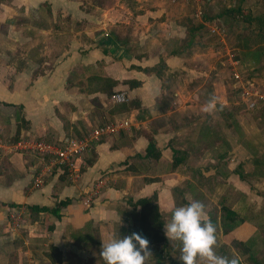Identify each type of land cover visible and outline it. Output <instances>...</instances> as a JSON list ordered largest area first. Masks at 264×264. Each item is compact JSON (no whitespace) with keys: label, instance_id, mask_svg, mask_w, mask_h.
Wrapping results in <instances>:
<instances>
[{"label":"crops","instance_id":"0c3cea01","mask_svg":"<svg viewBox=\"0 0 264 264\" xmlns=\"http://www.w3.org/2000/svg\"><path fill=\"white\" fill-rule=\"evenodd\" d=\"M209 1L204 7L197 0H0L4 139L18 132L62 144L102 123L130 121L81 154L74 171L54 165L39 186L33 182L47 161L0 149V264H23L33 252L17 241L20 231L57 247L56 264H105L103 240L131 235L138 213L133 203L154 193L164 234L174 208L189 200L203 202L208 218L218 220L210 193L221 192L227 196L220 197L216 222L223 220L222 207L243 220L225 235L236 239L246 226L254 231L252 219L226 202L235 192L247 200L251 191L264 190V168H252L262 163L254 154L258 140L251 138L258 129L231 121L236 105L212 115L201 111L211 95L219 96L217 80L225 81L211 26L221 30L234 12L232 0L222 7ZM115 92L128 100L112 102ZM148 135L156 145L149 156ZM100 178L105 182L93 194ZM254 206L264 212L260 202ZM12 213L22 218L17 230L10 226ZM150 247L153 257L169 254L164 242ZM36 257L34 264H53L41 252Z\"/></svg>","mask_w":264,"mask_h":264},{"label":"rangeland","instance_id":"374dc122","mask_svg":"<svg viewBox=\"0 0 264 264\" xmlns=\"http://www.w3.org/2000/svg\"><path fill=\"white\" fill-rule=\"evenodd\" d=\"M197 1L199 2L198 4L205 3L203 4L204 7L208 2L210 3L209 0ZM217 1L220 3L221 7L226 2V0ZM208 7H206V11L209 16L210 10ZM230 7L235 14L233 12L232 16H229V18L224 17L226 20H222L225 23V27L221 26L222 30L220 33H222V36L217 33H211V40H215V43L218 42L214 45L215 50H213L216 51L217 49L218 55L224 62L223 65L220 64V67L224 68V72H220V74L224 75L225 81H222L221 77L218 76L222 81V83H220V80H217L219 83L217 88L218 97L222 98L220 101L223 105H236L238 107V116L235 115V117H232V122L235 121V123L237 122L240 124L239 126H245V130L258 129L255 130L256 132L252 133L251 138L252 141L258 140V142L256 141L257 143L253 141L256 144H254V154L257 155L259 159L256 162L262 161V163H252L253 166H251L252 168L255 166L259 169H263L264 132L261 135L259 133H261L260 129L264 125V119L260 120L259 116L264 113V0H242L240 2L232 0L230 2ZM238 8L239 11H237ZM221 10L222 9L219 11ZM214 26L211 27L214 28ZM230 59H236L237 65L234 64V67H232L230 65ZM235 71L239 73L240 81L234 78L233 74ZM250 83L252 86H250ZM242 85H248L249 87L261 91L259 93L263 97L259 98L260 94H252L251 96L244 95L242 92ZM252 101L257 102L255 105L256 107L252 108L250 105L248 106ZM236 131L238 132V130ZM233 162H236V160ZM246 168L248 167L246 166ZM248 195L249 199L242 200L241 193L235 192L233 197H228L229 202H226L246 219H252L250 220L251 226H255L254 231H252L250 227L248 229L247 226L243 227L239 230L237 238L235 239L232 235H225L221 222L219 224L216 222L219 220L221 214V211H219V207L222 203L220 197L227 196V193L221 192L219 195L217 194L219 197L215 196V193H210V197H212L211 203L216 206V211L214 209L213 211L218 215V220L211 221L217 227L218 245L215 248V252L219 256H227L229 258L236 256L239 258L240 264H264V219H260V215L264 214V212L259 213L258 209L255 210L254 206V202L258 201L262 205L261 211L264 210V190L261 189L260 192L251 191ZM21 225L17 227L16 230L19 229ZM21 233L23 235L21 237L18 235L17 238L19 239L17 241H20L22 247L25 246L24 249L26 251L30 252L29 249L33 251L32 253L30 252V255L24 257L23 261L25 262H23V264L37 263L38 259L36 255H38L39 252L46 258H50L49 255L52 253V250H50V243L48 244L47 242L44 244L45 241L43 240V236L38 237L32 235L30 237L27 232L20 231V234ZM168 242L169 244L166 245ZM245 246L249 247L248 251L245 249ZM156 247L158 250V248L162 246L158 244ZM164 247H168L167 252L169 254L163 258L151 256L148 264H181L179 260L180 242H170L167 240L164 242ZM150 249L153 248L150 247ZM50 260L52 261L55 259L53 258ZM52 262L56 264L55 261Z\"/></svg>","mask_w":264,"mask_h":264},{"label":"clouds","instance_id":"9594fccd","mask_svg":"<svg viewBox=\"0 0 264 264\" xmlns=\"http://www.w3.org/2000/svg\"><path fill=\"white\" fill-rule=\"evenodd\" d=\"M114 99L117 102L124 100L123 96H115ZM222 108L223 104L213 94L201 111L212 115ZM185 199H188L187 195ZM164 230L170 242H180L181 264H240L236 256L229 258L216 254L217 227L208 218L206 206L201 201L189 200L187 205L174 208ZM100 256L105 264H148L152 253L149 241L133 232L124 238L103 240Z\"/></svg>","mask_w":264,"mask_h":264},{"label":"built area","instance_id":"2783aa9c","mask_svg":"<svg viewBox=\"0 0 264 264\" xmlns=\"http://www.w3.org/2000/svg\"><path fill=\"white\" fill-rule=\"evenodd\" d=\"M201 12H198V15ZM222 30V29H221ZM218 28H213L212 32L217 33L222 36L221 31ZM230 65L234 67V64L237 65L236 59H230ZM234 78L237 81H240V75L236 71L234 72ZM250 86L252 84L250 83ZM242 92L244 95L251 96L252 94L257 95L260 94L259 90L254 89L253 87H249L248 85H242ZM115 96H123L124 101H127V97L122 92H115L110 95V100L112 102H117L114 97ZM263 96L260 94L259 98ZM257 102L252 101L250 105L252 108L256 107ZM130 126V121L128 119L119 120L116 122H107L102 123L94 128H92L89 132L81 137L69 138L62 144H58L56 142L50 141L44 138H36L33 136L22 137L19 138L15 142H10L4 139L0 135V149L9 148L11 150L17 152H27L34 153L42 157L45 161H47V166L45 170H41L38 172L34 179V186H39L42 183L43 176L46 175L47 171L52 168L54 165H58L61 167H66L69 170L75 169V161L77 158L81 156L87 149H89L96 141L101 139L104 136H111L118 134L121 129H126ZM105 178H100L97 183L94 185L93 194L98 192L101 186L104 184ZM22 224V218L18 213L11 214V229L15 230ZM30 264V263H26Z\"/></svg>","mask_w":264,"mask_h":264},{"label":"trees","instance_id":"16d2710c","mask_svg":"<svg viewBox=\"0 0 264 264\" xmlns=\"http://www.w3.org/2000/svg\"><path fill=\"white\" fill-rule=\"evenodd\" d=\"M19 139V133H15L14 137L10 139V142H15ZM156 150V145L152 136L148 135V145H147V155H152L153 151ZM67 171V168L64 167ZM67 199L58 202L57 206H61L67 203ZM14 206L15 204H10ZM133 207L138 209V213L135 219L134 231L140 234L143 238L149 241V244H154L158 242H166L168 239L164 232L162 231L163 222L161 220V213L157 203L156 193L140 198L133 203ZM32 210L36 211H46L48 208L39 206H30ZM58 207L51 210H56ZM222 221L221 226L223 227L224 233L235 228L243 220L237 217V214L228 207H222ZM249 249V247L245 246ZM50 250H52V255L50 259L56 258L57 261L61 259V251L50 244Z\"/></svg>","mask_w":264,"mask_h":264}]
</instances>
